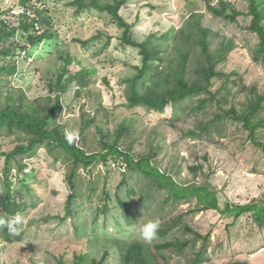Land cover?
I'll return each instance as SVG.
<instances>
[{
  "label": "rangeland",
  "instance_id": "374dc122",
  "mask_svg": "<svg viewBox=\"0 0 264 264\" xmlns=\"http://www.w3.org/2000/svg\"><path fill=\"white\" fill-rule=\"evenodd\" d=\"M227 1L238 11L245 12L242 0ZM16 2L0 0V16L2 11L11 8L12 15L22 12L16 7ZM69 2L43 0L41 6H46V16L52 18V27L37 25L36 31H30L24 37L18 36V41L25 43L28 36L34 37L50 29L55 37L33 48L30 62L24 61L27 53H19L24 59L18 60V73L2 88L3 99L8 93L15 98L23 95L26 103H46L49 97L47 83L54 79L63 64L60 57L70 55L76 63L74 71L88 70L89 92L76 97L75 86L72 85L62 98V112L54 114L50 127L80 131L81 114L96 116V125L84 132V142H80V146L84 145L89 153L100 152L101 135L109 134L108 141L111 142V133L119 123L135 116L139 120L138 141L133 147L135 152H146L148 133L154 132V140L160 141L163 147L156 158L162 171L172 175L183 187L196 185L218 195L217 211L190 213L197 206L196 200L192 199L177 205L170 214V217L188 214L183 221L191 233L183 235L177 232V236L196 239V242L192 249L185 250L184 256L165 251L169 263L193 264L203 240H206V249L197 264H264V254L251 257L264 244V226H259L252 214L236 218L220 213L225 203L231 206L252 203L264 206V151L250 143L246 131L229 123L223 138L213 135L210 139L205 136L193 139L189 132H199L201 120H208L211 116L172 124L170 109L163 114L125 110L122 81L131 77L135 73L134 68L141 65L140 56L136 50L122 45L121 31L107 15L90 9L76 16L74 9L68 7ZM208 2L216 3L215 0H130L120 13L128 23L134 24V39L137 41L150 33L166 32L171 27L178 29L191 14H201L202 26L213 35L212 49H218L222 43H231L233 48L226 61L217 67L223 77L213 79L210 90L220 92L218 98L226 100V109L234 106L237 112H241L254 94L264 97V66L254 63L252 56L258 39L245 29L250 18L239 16L234 24L214 19L207 11ZM75 40L87 44L82 45ZM223 84H226L224 89ZM50 98L53 102L54 95L51 94ZM255 117L264 119V102L263 109ZM98 129L102 130L101 134ZM257 138L264 145L263 128L257 130ZM15 144L13 137L1 135L0 154L11 151ZM35 152L34 156L24 158L25 173L29 176L24 179V184L19 180L22 177L18 175L16 165L11 163L12 189L18 191V198L26 205L22 212L26 224L22 230V242L8 245L0 240V264H74L77 257H84L85 264H90L92 260L100 261L104 254L107 257L103 264H120L113 240L136 239L150 247L160 241L147 242L139 238V225L147 219L159 217L157 214H144L135 197H127L126 187L121 186V181L127 179L132 186L133 182L125 167L109 162L106 169L97 161L89 171L79 169L75 179L76 199L71 206L73 214L63 219L70 194L67 177L71 166L58 150L48 146L39 147ZM3 166L4 157L0 155L1 171ZM191 166H201L202 171L194 176L189 171ZM1 176L0 173V179ZM23 186L27 189H22ZM165 194L163 192L157 198L162 199ZM116 195L131 204L137 218L135 226L124 223L122 211L114 203ZM157 204L155 201L152 207ZM104 206H107L106 211H103Z\"/></svg>",
  "mask_w": 264,
  "mask_h": 264
},
{
  "label": "trees",
  "instance_id": "16d2710c",
  "mask_svg": "<svg viewBox=\"0 0 264 264\" xmlns=\"http://www.w3.org/2000/svg\"><path fill=\"white\" fill-rule=\"evenodd\" d=\"M211 1V0H210ZM216 3H207V11L214 19L225 23H237L239 16L250 18L245 28L254 34L258 43L253 49V62L264 66V0H242L246 6L245 12L237 8L227 0H215ZM130 0H70L68 7L74 9L76 16H81L92 9L99 14L107 15L110 21L120 31L122 45L137 51L141 65L135 67V73L125 78L123 83V108L134 112L145 110L163 114L170 109L173 115L172 124L189 118L204 119L199 126V132L190 131L193 139H201L205 136L210 139L213 135L224 137L227 124L238 126L246 131L250 143L264 151V145L258 141L257 130L264 129V119L257 120L256 115L263 109L264 97L253 95L241 112H237L234 106L226 109L224 101L219 99L220 92H211V81L223 77L217 71V67L226 61L232 51L231 43H222L218 49L211 46L212 33L204 28L201 23V14H191L184 23L176 29L171 27L166 32L150 33L141 40L134 39V24L128 23L120 11ZM43 0H17L16 7L22 12L17 16L12 15V8L1 12L0 16V136L13 137L16 141L14 148L0 154L4 157V166L1 173L0 217L10 218L16 212L22 213L26 205L18 198V191L12 189L10 175L11 163L16 165L17 173L22 179V184L29 176L25 173L26 164L24 158L35 155V150L42 146H48L52 150H58L60 156L71 166L67 177L70 191L65 203L63 219L72 216V203L76 199V178L79 169L89 171L94 163L100 161L106 169L111 164L125 167L130 174V180L121 181V186L126 187L128 198L135 197L142 212L149 216L157 214L161 226L156 242L152 247L140 240H113L119 253L120 264H170L164 254L165 251L172 255L184 256L186 249H192L196 239H183L177 236L191 233L190 227L183 221L188 214H178L170 217L177 205L195 199L197 206L190 213L219 210V198L215 192L206 191L204 187L192 185L183 187L179 185L172 175L162 171L157 156L163 147L160 141H155L154 132L148 133L146 152L137 153L133 149L138 141L137 125L139 120L135 116L123 119L114 133H111L112 141H108L109 134L100 137V152L89 153L84 142V132L96 125V116L81 114L82 127L79 138L73 144L65 139V132L61 127H50L49 122L54 114L63 110V96L74 85L76 97L87 94L90 81L89 72L85 69H73L76 64L70 55L60 57L62 67L47 83L49 97L46 103H26L24 96L14 97L6 93L2 97L4 88L9 78L18 73V60L24 59L20 52L28 54L24 61H31L33 48L46 41H52L54 34L50 29L36 36H28L26 42L18 41V36L24 37L30 31H36V26L52 27V18L47 17V9ZM17 25L14 24V20ZM82 45L87 42L75 40ZM226 84H223V89ZM51 94L54 95L53 102ZM51 101V103H50ZM102 107L99 106V109ZM103 109V108H102ZM135 113V112H134ZM58 114V115H59ZM102 130L98 129L101 134ZM145 132L142 133V136ZM146 135V134H145ZM141 136V137H142ZM189 171L197 176L202 171L201 166H191ZM108 172V171H107ZM32 175V174H31ZM22 189H27L24 187ZM166 192L162 199L157 196ZM106 195V198L109 197ZM157 198V199H156ZM158 202L156 207L152 203ZM114 203L122 211L124 223L129 226L137 224V218L133 213L131 204L119 196H115ZM107 210V206L103 207ZM222 215L238 218L244 214H252L259 226H264V206L256 203L231 206L224 204ZM62 219V220H63ZM24 239L23 231L17 236H12L7 229H0V240L8 245H15ZM206 249V240H203L196 258L192 261L197 264L202 259V253ZM171 256V255H170ZM107 254L100 261L92 260L90 264H103ZM84 257H77L74 264H85ZM240 264V263H235ZM246 264V263H242Z\"/></svg>",
  "mask_w": 264,
  "mask_h": 264
},
{
  "label": "clouds",
  "instance_id": "9594fccd",
  "mask_svg": "<svg viewBox=\"0 0 264 264\" xmlns=\"http://www.w3.org/2000/svg\"><path fill=\"white\" fill-rule=\"evenodd\" d=\"M79 138V131L72 130L65 132V139L71 145ZM26 224V218L20 212H16L10 218L0 217V229H7V232L12 236H17L23 230ZM161 226L159 219H147L139 225V238L151 242L157 237Z\"/></svg>",
  "mask_w": 264,
  "mask_h": 264
},
{
  "label": "built area",
  "instance_id": "2783aa9c",
  "mask_svg": "<svg viewBox=\"0 0 264 264\" xmlns=\"http://www.w3.org/2000/svg\"><path fill=\"white\" fill-rule=\"evenodd\" d=\"M260 254H264V244L260 248H258L257 251L253 255H251V257H254L255 255H260Z\"/></svg>",
  "mask_w": 264,
  "mask_h": 264
}]
</instances>
